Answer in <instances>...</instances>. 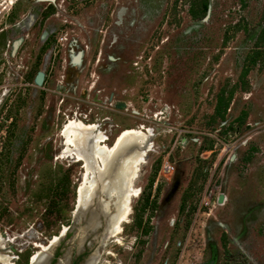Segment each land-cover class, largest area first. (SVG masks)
Returning <instances> with one entry per match:
<instances>
[{"label": "rangeland", "instance_id": "374dc122", "mask_svg": "<svg viewBox=\"0 0 264 264\" xmlns=\"http://www.w3.org/2000/svg\"><path fill=\"white\" fill-rule=\"evenodd\" d=\"M1 7L2 254L30 264L37 244L64 231L60 257L83 234L96 264H264V0ZM68 121L95 125L109 148L135 130L107 196H92L77 222L101 160L78 159ZM145 140L128 217L110 237L128 184L117 182L122 157Z\"/></svg>", "mask_w": 264, "mask_h": 264}, {"label": "bare ground", "instance_id": "6f19581e", "mask_svg": "<svg viewBox=\"0 0 264 264\" xmlns=\"http://www.w3.org/2000/svg\"><path fill=\"white\" fill-rule=\"evenodd\" d=\"M8 3H11V2H8ZM134 133H135L134 129H131V128L125 129L117 137V140L114 146H112V148H109V147H105L106 145L105 146L102 145V142L104 141L105 137L103 138L102 134H98V131L95 129V125L93 124H83L77 121H70V122L68 121V124L65 126L63 130V135L66 139L65 142L73 146L72 148L73 150H75L74 153H76L78 159L88 160L90 156L96 154V156L100 158L101 162L105 158V156H108L112 153L115 154L118 151L126 152L125 146L126 147L129 146L133 142L131 140V135H133ZM145 142L146 140L140 143L142 144L141 152L136 153L133 157H131L130 155L128 156L126 154L122 157L123 161H122V165L120 166V169L118 172L119 179L117 182L119 183V181L126 179L128 180V184H127V187L122 192L120 199L118 200L117 214L112 220L109 219L111 220L110 222L111 225L108 231V235L110 237L117 236L120 233L121 223L123 221H126L128 217L131 196L135 195V191H136L134 188L133 180L137 176L138 164L141 161H143V156L145 157V150H147L145 148L146 147ZM78 145L81 146L82 148L81 150L78 149L79 147ZM89 147L91 148V150ZM127 160H129L128 163L131 165L129 166L130 167L129 173L125 175V174H122V171H123L122 168L126 167L125 163L127 162ZM87 181L89 182L85 186L84 194H80V196L82 195V199L85 202H89L88 200L92 199V196H93L92 195L93 194L92 193L93 181L92 180H87ZM88 228L89 226L87 225L86 227H84V230L88 231L89 230ZM63 235H64V231L62 232L61 236H54L47 244H37L40 250L38 252L35 251L36 253L31 256L30 264H48L55 247L59 244V241ZM84 237L85 236L82 234V236H80V239L78 240L79 249H81V243L84 241L85 239ZM3 247H4V239L0 238V249H2ZM68 261H69V253L67 252L63 257L59 258V261L57 264H68ZM96 263H97L96 257H94V254H92L86 258L83 264H96ZM0 264H13V263L9 256L4 255L0 252Z\"/></svg>", "mask_w": 264, "mask_h": 264}, {"label": "water", "instance_id": "95a60500", "mask_svg": "<svg viewBox=\"0 0 264 264\" xmlns=\"http://www.w3.org/2000/svg\"><path fill=\"white\" fill-rule=\"evenodd\" d=\"M37 75H39V76H38V78L36 76V81H37V83H40L42 80V73L38 72ZM115 160H116V153L115 154L112 153L108 156H105V158L101 162V167H99L97 165V162H96V167H92L93 171L91 173V177H92V181H93V191H92L93 198L97 197L98 193H103V194L107 193L108 194L109 188L112 186V183H113V178H115V175L111 174L112 173L111 170H112V168H114V166L117 169V165H118V162H115ZM90 161L91 162L93 161L92 158L90 159ZM101 200H103V199H101ZM88 201L89 202H87V205H85L82 202L79 206L78 202L76 203L74 222L78 221V219H77L78 216H80L86 210L88 204L91 203L92 199H90ZM84 207H86V208H84ZM208 264H214V259H211Z\"/></svg>", "mask_w": 264, "mask_h": 264}, {"label": "flooded vegetation", "instance_id": "af4514ba", "mask_svg": "<svg viewBox=\"0 0 264 264\" xmlns=\"http://www.w3.org/2000/svg\"><path fill=\"white\" fill-rule=\"evenodd\" d=\"M88 250L90 251L91 248L88 246L87 241L83 243L82 248L80 250H77V245L75 248L71 247L68 264H83L86 260V257L89 255H86V252ZM63 253L64 252H62L61 247L58 245L55 251L53 252L48 264H57L59 261V257L63 255ZM26 264H29V258L27 259Z\"/></svg>", "mask_w": 264, "mask_h": 264}, {"label": "trees", "instance_id": "16d2710c", "mask_svg": "<svg viewBox=\"0 0 264 264\" xmlns=\"http://www.w3.org/2000/svg\"><path fill=\"white\" fill-rule=\"evenodd\" d=\"M207 12V5H204L202 12L200 13V15L198 16V18H204Z\"/></svg>", "mask_w": 264, "mask_h": 264}, {"label": "built area", "instance_id": "2783aa9c", "mask_svg": "<svg viewBox=\"0 0 264 264\" xmlns=\"http://www.w3.org/2000/svg\"><path fill=\"white\" fill-rule=\"evenodd\" d=\"M3 14H4V8L1 7V8H0V15H3ZM28 18H29V19H32V23H31V26H32L34 18H33V16H29Z\"/></svg>", "mask_w": 264, "mask_h": 264}]
</instances>
